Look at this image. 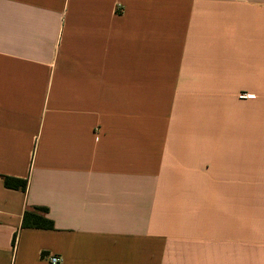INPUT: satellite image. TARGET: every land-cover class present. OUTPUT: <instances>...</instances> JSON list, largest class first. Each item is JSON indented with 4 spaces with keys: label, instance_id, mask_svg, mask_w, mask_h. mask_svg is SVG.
Instances as JSON below:
<instances>
[{
    "label": "crops",
    "instance_id": "1",
    "mask_svg": "<svg viewBox=\"0 0 264 264\" xmlns=\"http://www.w3.org/2000/svg\"><path fill=\"white\" fill-rule=\"evenodd\" d=\"M51 256L264 264V0H0V264Z\"/></svg>",
    "mask_w": 264,
    "mask_h": 264
},
{
    "label": "trees",
    "instance_id": "2",
    "mask_svg": "<svg viewBox=\"0 0 264 264\" xmlns=\"http://www.w3.org/2000/svg\"><path fill=\"white\" fill-rule=\"evenodd\" d=\"M4 184L7 188L22 190L23 192H26L28 188L27 179L5 176ZM48 213L49 209L45 207H33L32 209H28L24 214L22 227L53 230L54 222L47 217Z\"/></svg>",
    "mask_w": 264,
    "mask_h": 264
},
{
    "label": "built area",
    "instance_id": "3",
    "mask_svg": "<svg viewBox=\"0 0 264 264\" xmlns=\"http://www.w3.org/2000/svg\"><path fill=\"white\" fill-rule=\"evenodd\" d=\"M247 96H248L247 94H242L241 97L245 98ZM49 260L52 264H61V262H62V258H60L58 256H51V257H49Z\"/></svg>",
    "mask_w": 264,
    "mask_h": 264
}]
</instances>
